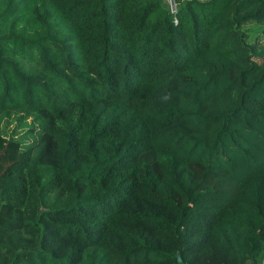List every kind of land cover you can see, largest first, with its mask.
<instances>
[{"label":"trees","instance_id":"1","mask_svg":"<svg viewBox=\"0 0 264 264\" xmlns=\"http://www.w3.org/2000/svg\"><path fill=\"white\" fill-rule=\"evenodd\" d=\"M173 2L0 0V264L264 261V0Z\"/></svg>","mask_w":264,"mask_h":264},{"label":"rangeland","instance_id":"2","mask_svg":"<svg viewBox=\"0 0 264 264\" xmlns=\"http://www.w3.org/2000/svg\"><path fill=\"white\" fill-rule=\"evenodd\" d=\"M163 1H164L165 4L168 3V5H169V3L171 2V0H163ZM242 28L245 29V30H248V32H249L250 34H253L254 31H255V29H256V28L254 27V24H253V23L246 24V25H244Z\"/></svg>","mask_w":264,"mask_h":264},{"label":"built area","instance_id":"3","mask_svg":"<svg viewBox=\"0 0 264 264\" xmlns=\"http://www.w3.org/2000/svg\"><path fill=\"white\" fill-rule=\"evenodd\" d=\"M169 4H170V7L172 8V10H174L175 4H174L173 0H171V2ZM261 264H264V261Z\"/></svg>","mask_w":264,"mask_h":264},{"label":"water","instance_id":"4","mask_svg":"<svg viewBox=\"0 0 264 264\" xmlns=\"http://www.w3.org/2000/svg\"><path fill=\"white\" fill-rule=\"evenodd\" d=\"M179 261H180V258H179Z\"/></svg>","mask_w":264,"mask_h":264}]
</instances>
